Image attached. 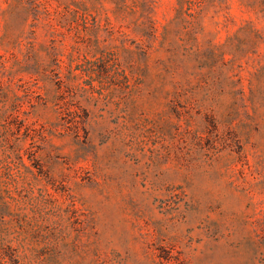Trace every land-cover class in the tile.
<instances>
[{"label":"rangeland","instance_id":"obj_1","mask_svg":"<svg viewBox=\"0 0 264 264\" xmlns=\"http://www.w3.org/2000/svg\"><path fill=\"white\" fill-rule=\"evenodd\" d=\"M0 264H264V0H0Z\"/></svg>","mask_w":264,"mask_h":264}]
</instances>
